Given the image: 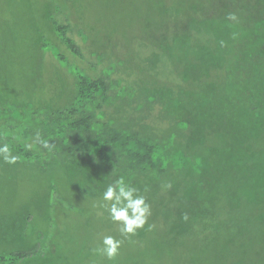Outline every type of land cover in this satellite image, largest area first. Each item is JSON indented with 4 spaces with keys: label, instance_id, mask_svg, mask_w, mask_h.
I'll return each mask as SVG.
<instances>
[{
    "label": "trees",
    "instance_id": "16d2710c",
    "mask_svg": "<svg viewBox=\"0 0 264 264\" xmlns=\"http://www.w3.org/2000/svg\"><path fill=\"white\" fill-rule=\"evenodd\" d=\"M80 1L45 0L49 52L71 78L66 98L0 99V146L18 158L6 163L10 183L25 172L50 177L43 220L33 226L27 206L19 237L0 243V264H88V249L72 250L50 232L61 209L79 208L59 188L61 177L96 199L123 179L154 209L131 239L130 264H160V255L180 264L210 256L263 264L240 249L253 227L264 229V0H143L135 15L155 36L142 44L152 51L122 60L92 53L94 63L65 11L80 6L88 31L76 32L87 43L99 31ZM80 210L86 230L106 228L99 212ZM157 231L167 245L160 255L147 241Z\"/></svg>",
    "mask_w": 264,
    "mask_h": 264
},
{
    "label": "rangeland",
    "instance_id": "374dc122",
    "mask_svg": "<svg viewBox=\"0 0 264 264\" xmlns=\"http://www.w3.org/2000/svg\"><path fill=\"white\" fill-rule=\"evenodd\" d=\"M79 3L81 6L83 5L81 12L84 11L86 20L89 23L96 24L95 30L99 31L98 35H89L87 43H84L76 32L83 26L88 31L85 23L79 21L76 15V10L78 11L80 6L76 10L74 9L73 12L70 9L65 11L75 31L73 37L81 45L84 56L93 63L96 62V58L92 53L102 54L107 59L111 57L113 60H122L128 59L129 56L146 55V53L152 51L143 47L142 44L147 41L149 43V39H153L152 37L155 36L148 35L149 33L141 30L135 15L136 10L140 8L144 10L143 0H81ZM48 14L49 9L45 0H0V99L22 101L36 98L44 102L45 99L58 100L57 94H63L64 98L60 101L62 102L69 94L71 78L59 67L51 56V52H49L50 49H54V46H50L52 35H47L50 34L49 23L47 22ZM61 17L64 19L63 16ZM109 32L115 34L109 35L107 34ZM41 36L45 44H48L44 48L41 44ZM104 61V65L99 66V69L109 63L106 60ZM76 64L80 65L79 62H76ZM85 65L88 66V63L86 62ZM169 72L164 70L162 74L168 75ZM1 159L0 243L9 244L16 240V237H19L21 233L18 234L23 224V215L27 206H32L31 209L37 215V218L32 220L33 226L36 224L38 226V222L43 220L48 201L47 188L50 177L40 176L36 172H32V174L25 172L17 180L13 179L10 183V177L8 178L6 175V172L8 174V168ZM2 177H7L9 182ZM58 180L61 191L65 192L64 195L71 199L72 204L76 203L79 208L73 210L67 206L60 213L61 209L58 212L61 224L52 228L51 235L61 245L63 244L69 248L71 245L74 246L76 251L88 249L89 256H85L86 259H84L88 264H94V261H96L95 264H130L129 262L137 257L135 249L132 248L130 243L134 235L127 237L121 235L120 225L114 223L108 212L100 206L105 203L102 197L100 199L88 198L80 192L78 187L68 183L64 177ZM14 190L17 192H14ZM82 206L90 209V214L96 211L99 212L106 228L100 229L97 223V226H90L88 228L90 230H86V226L82 223L84 221L80 210ZM150 209L151 214L147 217L146 223L151 222L148 221L149 218L154 217V209L151 207ZM253 228L255 230L252 233L253 236L249 235L247 237L249 239L241 247L240 254L249 257L254 255L264 264V244L261 242L262 239L264 240V229ZM105 235H111L123 241L119 255L113 260H109L99 251L102 247V238ZM155 235H158L157 238ZM155 235L150 233L147 241L151 250L159 251L157 253L160 255V252L167 249V245L161 239L164 238L161 232L157 231ZM30 240L28 243L32 244L33 242ZM218 241L223 242V237ZM226 244L227 242L222 245L225 246ZM57 253L59 254V252ZM99 256L101 257L98 258ZM210 257L212 258L203 260L200 258L202 264H240L242 262L238 261L241 260L240 258H231L230 261L225 263L222 257ZM157 258L163 261L160 264H180L178 257H174L171 262L161 257V255Z\"/></svg>",
    "mask_w": 264,
    "mask_h": 264
},
{
    "label": "clouds",
    "instance_id": "9594fccd",
    "mask_svg": "<svg viewBox=\"0 0 264 264\" xmlns=\"http://www.w3.org/2000/svg\"><path fill=\"white\" fill-rule=\"evenodd\" d=\"M45 147H48L46 141H42ZM31 148V145H28ZM0 158L4 163L14 165L17 163V156L13 154L9 145L0 146ZM102 203L110 219L120 225L121 235L127 237L134 235L137 229L143 228L147 217L151 214V209L145 198L138 195V190L125 184L123 179L111 184L102 194ZM122 240L114 236L105 235L102 238V247L99 251L109 260L115 259L120 252Z\"/></svg>",
    "mask_w": 264,
    "mask_h": 264
}]
</instances>
